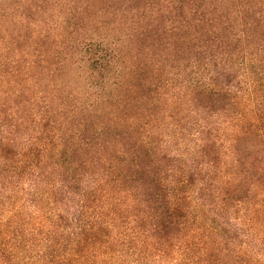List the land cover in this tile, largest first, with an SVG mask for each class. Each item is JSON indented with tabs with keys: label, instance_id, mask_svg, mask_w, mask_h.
<instances>
[{
	"label": "trees",
	"instance_id": "1",
	"mask_svg": "<svg viewBox=\"0 0 264 264\" xmlns=\"http://www.w3.org/2000/svg\"><path fill=\"white\" fill-rule=\"evenodd\" d=\"M0 264H264V0H0Z\"/></svg>",
	"mask_w": 264,
	"mask_h": 264
}]
</instances>
